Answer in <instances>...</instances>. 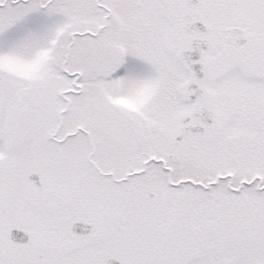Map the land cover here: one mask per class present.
<instances>
[{"label": "snow or ice", "instance_id": "1", "mask_svg": "<svg viewBox=\"0 0 264 264\" xmlns=\"http://www.w3.org/2000/svg\"><path fill=\"white\" fill-rule=\"evenodd\" d=\"M0 264H264V0H0Z\"/></svg>", "mask_w": 264, "mask_h": 264}]
</instances>
